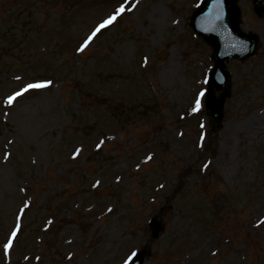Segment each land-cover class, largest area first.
Wrapping results in <instances>:
<instances>
[{
    "label": "rangeland",
    "instance_id": "obj_1",
    "mask_svg": "<svg viewBox=\"0 0 264 264\" xmlns=\"http://www.w3.org/2000/svg\"><path fill=\"white\" fill-rule=\"evenodd\" d=\"M201 1L0 0V264H264V18L211 137Z\"/></svg>",
    "mask_w": 264,
    "mask_h": 264
},
{
    "label": "water",
    "instance_id": "obj_2",
    "mask_svg": "<svg viewBox=\"0 0 264 264\" xmlns=\"http://www.w3.org/2000/svg\"><path fill=\"white\" fill-rule=\"evenodd\" d=\"M240 0H205L194 12L190 25L213 48L212 68L206 97L207 115L213 132L223 128L224 106L231 96V75L228 64L234 59L246 60L258 50V37L241 31ZM257 16L264 17V0H251ZM220 95L216 96V92ZM153 236L162 230L160 223L152 221ZM149 254L146 249L135 252L126 264H145Z\"/></svg>",
    "mask_w": 264,
    "mask_h": 264
},
{
    "label": "snow or ice",
    "instance_id": "obj_3",
    "mask_svg": "<svg viewBox=\"0 0 264 264\" xmlns=\"http://www.w3.org/2000/svg\"><path fill=\"white\" fill-rule=\"evenodd\" d=\"M118 11H119V12H123V11H124V7L121 6V8H120ZM114 19H115V15L110 16L108 19L102 21V22L97 26L96 31H99L101 28L105 27L106 25L111 24V23L113 22ZM93 35H95V32L93 33ZM86 43H87V42H86ZM79 50H83V47H82L81 49H79ZM51 83H52L51 81H43V82H37V83H35V84H28V85L26 86V88H25L23 91H27L28 89H33V88H37V89H38V88L47 87V86H49ZM19 95H21V92H17V93H15L14 95L9 96V97L7 98V100H6V103H7V104H11V103L15 100V98H16L17 96H19ZM203 96H204V91H201V92L199 93V95H198V98H197L196 101H195L196 107L193 108V111H197V110L200 108V106H201V100H200V97H203ZM12 236L15 237V236H16V233L13 232V233H12ZM11 246H12V241L9 240V242L5 245V248H6V249H10Z\"/></svg>",
    "mask_w": 264,
    "mask_h": 264
}]
</instances>
